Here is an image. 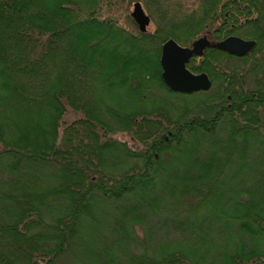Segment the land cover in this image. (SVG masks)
I'll use <instances>...</instances> for the list:
<instances>
[{
	"label": "trees",
	"instance_id": "trees-1",
	"mask_svg": "<svg viewBox=\"0 0 264 264\" xmlns=\"http://www.w3.org/2000/svg\"><path fill=\"white\" fill-rule=\"evenodd\" d=\"M132 1L154 31L120 23L117 3ZM200 36L255 45L191 57L216 97L170 102L190 94L163 82L161 47ZM96 206L116 237L79 241ZM68 257L264 264V0H0V264Z\"/></svg>",
	"mask_w": 264,
	"mask_h": 264
},
{
	"label": "water",
	"instance_id": "water-1",
	"mask_svg": "<svg viewBox=\"0 0 264 264\" xmlns=\"http://www.w3.org/2000/svg\"><path fill=\"white\" fill-rule=\"evenodd\" d=\"M130 15L137 24L139 31H147L151 17L146 13L141 2L133 3ZM254 45V40L239 36H230L217 43H211L207 36H201L194 40L190 46H182L174 39H168L161 47L162 80L173 92L191 94L206 91L211 87V81L207 74H195L186 67L191 57L200 56L204 49L209 46H214L230 55L244 56L253 49Z\"/></svg>",
	"mask_w": 264,
	"mask_h": 264
},
{
	"label": "rangeland",
	"instance_id": "rangeland-1",
	"mask_svg": "<svg viewBox=\"0 0 264 264\" xmlns=\"http://www.w3.org/2000/svg\"><path fill=\"white\" fill-rule=\"evenodd\" d=\"M136 1H132L129 4H125V3H117L114 13L116 14L117 18L119 20H121L120 23H122V25L128 29H132V25L129 23V21L126 18V15L130 16V13L132 11V7H133V3ZM140 2V1H139ZM144 10L147 12L146 7L143 5V3L141 2ZM148 31H154L155 30V24L151 21L150 24L147 27ZM201 37V36H200ZM223 64L225 65V61L223 62ZM228 63H226L227 65ZM235 66V65H234ZM236 66H238V68L243 67V65H241V63L236 62ZM229 71V70H228ZM226 71V72H228ZM256 71L251 72V74L249 73L248 75H246V77L244 78V85H245V89H253L254 87L257 86L256 84V78L258 77V75H255ZM207 91V90H206ZM208 94L210 96H213L212 98H215L216 96V86L212 85L211 89L209 91H207ZM206 94L202 93V94H190V96H176V95H169L170 99H168L170 102L174 101V100H180V101H185L187 103V106L191 107L192 105H194L195 103H197V101L199 99L202 98H206L205 97ZM171 105H169V107H167L170 111V115L175 117L177 114V110L174 111V107L171 108ZM175 108H177L178 104L175 103ZM178 109V108H177ZM195 112V111H193ZM194 114V113H192ZM78 117V114H75L73 112L69 113L68 116H66V120L68 122H70L71 120L75 119ZM118 138L120 140H126L127 141V137L125 135H119ZM128 143H130V141L128 140ZM125 168V166H124ZM118 172V171H116ZM242 175V174H240ZM251 175H256V173L254 171L251 172ZM231 179V184L233 186V188L235 187L237 181L239 180V177H236L234 180H232L233 178L226 176L225 182H228V180ZM91 213L97 217V222H93L92 220H88L85 221L83 223V226L81 228V234L79 237H77L76 239L80 240H86L89 242H93V241H109L110 239H112V237H116L115 234H110L108 233V231H112L114 229L113 224L114 221L113 220H105L106 219V215H109L111 213V209H108V207H104L103 209L96 206L93 207L91 209ZM116 233V232H114ZM135 234L140 237V238H144L145 233L144 230L142 229L141 226H135ZM58 264H75L74 263V259L71 257L68 258H64L63 260H61Z\"/></svg>",
	"mask_w": 264,
	"mask_h": 264
},
{
	"label": "flooded vegetation",
	"instance_id": "flooded-vegetation-1",
	"mask_svg": "<svg viewBox=\"0 0 264 264\" xmlns=\"http://www.w3.org/2000/svg\"><path fill=\"white\" fill-rule=\"evenodd\" d=\"M208 39H209V41L211 42V43H217V42H219V41H214L212 38H210V37H207ZM224 40V39H223ZM210 48H215L214 46H209ZM252 51V50H251ZM251 51L250 52H248L247 54H245L244 56H234V55H232V56H234V57H237V58H241V57H245V56H247V55H249L250 53H251ZM240 71V74H242V69H240L239 70ZM211 86H212V83H211ZM211 88V87H210ZM209 88V89H210ZM208 89V90H209Z\"/></svg>",
	"mask_w": 264,
	"mask_h": 264
}]
</instances>
